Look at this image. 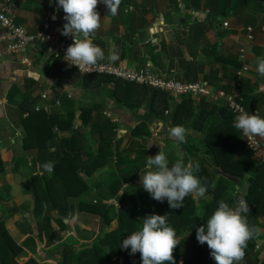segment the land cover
Masks as SVG:
<instances>
[{"label":"trees","instance_id":"obj_1","mask_svg":"<svg viewBox=\"0 0 264 264\" xmlns=\"http://www.w3.org/2000/svg\"><path fill=\"white\" fill-rule=\"evenodd\" d=\"M212 13L210 15L215 19L222 10ZM209 21L210 19L197 22L196 28L203 35L211 26ZM129 39L133 38H117L119 43L114 52H118L123 58L135 54L131 60H137L139 66L148 65L147 57L133 51ZM122 44L125 45L123 51L120 50ZM151 47L155 49L157 46L152 44ZM52 57L63 60L61 56ZM215 58L226 64L219 53ZM232 64L238 68L241 65L238 62ZM70 67L67 73L71 83L91 89L107 86L103 91L106 96L102 94L107 100L110 99L107 104L113 99L121 110L132 111L133 116L136 114L137 120L127 130L130 137H118L121 122H113L106 106L103 109L98 104L77 103L76 107L75 104L71 107L67 105L66 111L59 107L54 111H46L42 106L36 108L39 97L31 98L26 94L19 101L9 99V116L24 132L19 146L25 152L21 156H15L11 173L15 182L19 183L22 177L20 167L28 162L26 153L29 149H38L30 165L33 168L38 166L43 173H32L33 186L29 191L33 194L34 212L39 221L36 235L41 241L45 235L48 246L58 242L50 250L38 248V256H43V260H46L59 253L61 256L58 264H135L136 260L141 261V254H130V248L122 247L123 239L139 229L144 217L167 214V223L180 237V244L174 250L176 264H216L207 243L190 246V238L186 234L191 230L195 236L197 229L206 224L221 199L230 205L239 198L246 200L249 207L256 210L248 213V222L257 228L256 215L264 211V165L253 158V152L247 149L240 131L234 128L235 114L232 110L226 105L211 103L203 98L196 101L191 97H183L180 102L175 100L174 107L175 102L168 94L149 86L107 74H78L74 67ZM167 74L182 78L180 74ZM183 77L188 81L198 79L197 75L192 76L187 70ZM146 96L150 100V110L141 115L136 110L145 102ZM166 110H169L168 114ZM158 121L164 122L166 130L168 125H183L187 129L202 132L201 136H192L185 143H179L178 147L182 149L186 159L191 156L190 164L199 163L200 171L197 175L206 178L207 192L203 198L189 195L179 209L170 208L166 199L163 202L152 199L140 182V175L146 171L149 151L146 141L154 134L152 124ZM92 137L98 139L95 145L91 142ZM151 146L155 153L160 151L158 142ZM165 148L170 164L180 159L173 157L171 145ZM195 157L198 159L194 160ZM47 162L54 164L51 173L43 168ZM218 170L223 174L218 173ZM99 171H103L101 175H105L93 182L92 177ZM5 172L6 164L0 148V175ZM228 176L235 177L236 180H231ZM10 186L6 188L10 189ZM102 189H105L106 195L98 200L84 199L92 190L100 192ZM208 196L211 199H207ZM113 199L117 205L111 201ZM19 208L22 211L25 209L24 206ZM198 209H203V212L198 213ZM53 211L64 217L57 219L60 228L56 230L51 226L50 214ZM81 213L99 216L102 231L93 239L78 242L65 219L71 220ZM11 217L9 219H13ZM114 222L116 226L111 227ZM66 229L67 237L70 238L63 240L62 233ZM28 233L31 236L27 238V242L34 240L32 230ZM261 237L263 236L259 231L247 242L245 256L240 264H264V261L259 263L254 254L256 240ZM23 249L12 238L5 221L0 220V254L3 263L10 262L11 256H17ZM122 256L128 261H122Z\"/></svg>","mask_w":264,"mask_h":264},{"label":"crops","instance_id":"obj_2","mask_svg":"<svg viewBox=\"0 0 264 264\" xmlns=\"http://www.w3.org/2000/svg\"><path fill=\"white\" fill-rule=\"evenodd\" d=\"M221 10L222 13L215 19L211 17L212 12ZM49 15L56 20L57 28L66 23L63 9L57 8L56 0H19L17 22L25 25L30 32L39 31ZM101 18V27L94 43L103 49L105 60H108L109 54L115 53L119 43L117 38L127 36L133 38L129 39L133 51L145 55L147 64L156 72L180 74L183 77L187 70L192 76L211 80L217 88H230L236 81L238 71L247 66L248 70L242 72L244 103L250 111L260 108L261 116L264 117V76L256 71V59L264 55V0H122L118 15L112 16L107 12ZM209 19L213 21H209L211 26L203 35L196 28L197 22ZM248 27L253 28L252 33ZM145 30H150V33L145 34L146 37L136 36ZM152 44L157 46L156 50H153ZM122 45L121 51L125 47ZM241 48L245 49L244 57H240ZM218 53L226 60V64L215 58ZM27 56L29 64L4 62L0 66V102H7L11 98L19 101L29 94L31 98L39 97L36 108L51 105L50 111H54L58 108L57 103L49 98H41L39 93L50 94L55 82L42 90V78L52 76L60 81L59 84L75 89L74 83L69 81L68 63L53 58L40 45L28 50ZM133 60L137 65L138 61ZM114 62L129 63L132 60L119 56L118 62ZM234 62L240 63V67L234 66ZM115 108L121 128L132 125L134 120L129 112L121 110L116 104ZM1 113L0 117L8 116L7 112L4 116ZM8 120L10 127L0 128V148L5 164H12L15 155L21 156L25 152L19 146L23 131L13 125L12 118ZM158 126L162 132L165 130L162 128L165 127L163 122ZM14 129L13 137L10 134ZM190 131L194 132L193 137L202 135L200 131ZM261 140L264 143V138ZM29 153H26L28 162L24 164L32 163L34 156Z\"/></svg>","mask_w":264,"mask_h":264},{"label":"clouds","instance_id":"obj_3","mask_svg":"<svg viewBox=\"0 0 264 264\" xmlns=\"http://www.w3.org/2000/svg\"><path fill=\"white\" fill-rule=\"evenodd\" d=\"M56 3L58 9H63L66 21L61 34L73 37V43L67 47L64 59L70 66H77L82 73L86 68L89 72L92 71L98 60L106 58L103 49L94 43L96 33L101 27L102 18L97 11L101 0H56ZM103 3L108 8V13L116 16L122 0H103ZM107 59L114 62L119 59V55L111 53ZM256 71L264 76V55L257 57ZM233 126L249 143L253 137L264 138V117L261 116L260 108L251 114L241 110L235 116ZM168 127L170 125L167 129ZM187 134L183 125L171 126L169 129L170 137L177 143H185ZM43 168L51 173L54 164L47 162ZM199 171V163L186 164L182 158L170 164L168 154L160 146L158 154L148 155L146 171L140 175V182L152 199L159 202L166 199L170 208L179 209L189 195L200 198L205 196L206 178L199 177ZM249 212V204L243 198L235 200L232 205L221 199L206 224L197 229L198 242L207 243L216 264H240L243 260L247 242L260 231L249 224ZM141 221L139 229L123 239L122 247L130 248V254L139 252L142 264H176L174 250L180 244V237L167 223V214L148 215ZM41 262L46 263L48 260Z\"/></svg>","mask_w":264,"mask_h":264},{"label":"rangeland","instance_id":"obj_4","mask_svg":"<svg viewBox=\"0 0 264 264\" xmlns=\"http://www.w3.org/2000/svg\"><path fill=\"white\" fill-rule=\"evenodd\" d=\"M156 49H157V47L153 50H156ZM117 54L119 55L118 52H117ZM128 56H129L128 60L131 61L132 57L133 58L135 57V54H132V55L129 54ZM133 61L134 60H132V62H129V64L135 65V63ZM113 63H115V62H113ZM67 65H66L67 69L71 68L69 64H67ZM137 65L139 66V64H137ZM139 67H141V66H139ZM78 74H77V76H79ZM75 80H76V78H75ZM54 82H55V84L52 85V83H54ZM59 82H60L59 80H55V77H52V76L43 77L42 78L43 87H41L42 90L44 87H46V88H44V90H45V89H48L52 85L53 90L51 88L50 94L48 93V98L50 100H54L57 103L59 109L62 108V110L66 111L67 105H68V107H71L72 104H75V107H76L77 103L78 104L80 103L82 105H93V104L96 105V104H98L100 106H103V109H105V106L107 108V105H108L107 101H110V99L107 100L106 98H104L106 96V94L103 93V91L105 90V88H107V86H104L105 88L100 87V88L91 89V88H85V87L74 85L76 88L70 89L67 86L59 84ZM41 93H42V91H40L39 94H41ZM35 94H38V92H36ZM102 94H105V96H103ZM147 96L145 97V102L141 105V107L139 109L136 110L141 115H144L145 113H147L150 110V102H149L150 100ZM112 101H114V100L112 99ZM7 103H8V100H7V102H5V101L0 102V111L2 112L1 114L3 116L6 114V112L8 114V116L0 117V128L4 126V129H7V127H10V122L8 119L10 118L9 111H10L11 107L9 106V103L8 104ZM174 105H176V103L173 104V106ZM109 106H108L107 110H108V113L110 114V113H112V111L114 112L116 108H115V105H114V107L111 106L112 108ZM128 112L130 114V117L134 120L132 123V125H133L137 120V116H136V114H134V116H133L132 111L131 112L128 111ZM131 118H130V121H131ZM11 122L13 123V121H11ZM113 122H120V118L118 117L117 120H115ZM13 125L17 128L16 123ZM154 126L155 125L152 124V127H154ZM123 127L124 128L120 127V129H118V137H119V133L121 132V130H125L124 132H122L121 136L130 137V133L128 132L130 129V126L125 125ZM170 128H171V126H170ZM170 128L168 127L167 130L165 129L163 131V133H162V130H160L161 127H159V126L157 128L158 130H153L154 131L153 136L150 137L146 141L147 142L146 145H147V148L149 150L147 155L155 156L156 154H158V153H155L154 149H152V146H151L152 144L158 142L159 148H160V146H163L165 148L166 146L171 145L173 157L174 158H177V157L182 158L185 161V163L188 164L191 156H189V158L186 159L184 152L182 151V149H179V147H178L179 143H177L173 138L170 137V135H169V129ZM190 130H191L190 128L187 129L188 134L186 136V140L193 136L192 134L194 132L193 131L191 132ZM5 131L6 130L1 132L2 136H4ZM14 131H15V129L13 130L12 134H10V136L14 137V135H13ZM23 134H24V132L23 133L21 132V139L23 137ZM91 139H92L91 140L92 144L95 145L97 143L98 139L96 137L95 138L92 137ZM168 139L170 140L169 142H168ZM134 142L136 143L137 141H134ZM143 142L145 143V141H143ZM4 143L6 144L7 142H4ZM37 151H38L37 148L28 150V152H30L29 154L33 155V156H35L37 154ZM1 155H2V158H4L3 150H1ZM17 156H18V154H17ZM197 159L198 158H196V157L194 158V160H197ZM13 162H14V159H13ZM11 165L12 164H9L7 162L6 172L2 173L0 175V220L5 221V226L9 230V233L11 234L14 241H16L18 243V245L23 246V248H24L23 249L24 253L22 254L23 257H26L28 259L31 256H36L41 261H43V256H38L37 249L38 248H45L46 250H50L52 247H54L55 244L58 243V242H55L52 246H48L47 239L44 237L45 235L43 236L42 241L36 235L37 231H39V229H38L39 221H38V218L34 212L35 201L33 199V194H30L29 191H30V188H32V186H33L32 185V173L37 172V174L41 175L43 173V170H41L38 166L33 168L30 164H24L23 163L20 167V170L22 172L21 181L19 183H17V182H15L16 180L14 179V176L11 173V167H12ZM102 172L103 171H99L97 174H95L92 177L93 182H97V180L99 178H101L103 175H105V173H103L101 175ZM8 185H11L10 189L6 188V186H8ZM104 195H106L105 189H102L100 192H97V191L95 192L94 190H92L89 194L85 195L86 197H84V199L89 200V201H93V200H98L99 197L104 196ZM206 198L211 199V197H209V196ZM111 201L117 205L116 200L113 199ZM22 206H24L26 213H25V216L22 215V217H21L22 209L19 207H22ZM16 209H21V210L15 211ZM254 211H256V210L253 209V207H250L249 213H251V212L254 213ZM197 212L201 213V212H203V209H198ZM43 214L45 215L44 210H43ZM11 216H13V219H9V218H12ZM50 216H51V226H52L53 230L60 228V225H59L57 219L64 218V217L60 216V214L57 211L51 212ZM256 221L258 222L257 228L261 231V234L263 237L258 238L256 240V246L254 248V254L258 258L259 263H261L262 261H264V211L261 212V214L256 215ZM65 222L69 224L71 231L74 234V236L77 238L78 242L93 239L95 236L99 235L102 231L101 230L102 222L100 220V217L96 216V215H92V214L86 215V214L81 213L78 215V217L73 216L71 218V220L66 218ZM112 226H114V227L116 226L115 222L112 223L111 227ZM30 230H32V232L34 233L33 235H35V239H34L35 241L30 240L27 242V240H28L27 238L29 236H31V234L28 233ZM62 234L64 236L63 240H67L68 238H70V237H67L68 236L67 229L65 230V232L63 231ZM69 235H71V234L69 233ZM191 235H192V232L190 230L186 234L187 238L188 239L190 238L189 239V245L190 246H193V245L202 246V244H200L198 242L196 235L195 236H193V235L191 236ZM54 254H56V250H55ZM60 256L61 255L59 253H57L56 255L52 256V259L51 258L46 259V260H48V262H46L44 264H58L59 260H60ZM122 261L127 262L128 259L122 256ZM1 262H3V258L0 254V263ZM134 263L135 264H142V260L140 261V259H138Z\"/></svg>","mask_w":264,"mask_h":264},{"label":"built area","instance_id":"obj_5","mask_svg":"<svg viewBox=\"0 0 264 264\" xmlns=\"http://www.w3.org/2000/svg\"><path fill=\"white\" fill-rule=\"evenodd\" d=\"M97 11L101 17L108 12V8L103 3V0L98 4ZM18 14L19 0H0V66L4 62L29 64L30 60L27 52L34 45H40L46 48L50 54L56 57L61 56L64 59L67 47L73 43L72 36L66 37L61 34L64 24L57 28L55 24L56 20L53 19L52 15H49L46 17L39 31L30 32L25 25L17 22ZM252 29L248 27L250 32L253 31ZM244 50V48H241L240 57H244ZM65 62L69 64L67 60ZM71 66L80 74H107L139 85L149 86L168 94L175 103V100L179 101L183 97H191L196 101L203 98L211 103L226 105L235 116L241 110L249 114L251 112L255 113L257 110H248L244 103L242 72L248 70L247 66L238 71L236 81L230 88H217L206 78L188 81L184 77L180 79L169 74H162L151 69L149 65L147 67H139L138 65L129 63H113L104 59L102 61L98 60L92 71L89 72L86 68L83 73L77 66ZM40 95L41 98H48L46 92H42ZM109 105V107H114L115 104L111 101ZM50 106H44V109L50 111ZM166 113H169V110H166ZM108 115L112 117L113 121L118 118L115 111H112L110 114L108 113ZM159 123H154L153 130H158ZM242 138L247 149L252 150L253 158L259 160L264 165V143L261 138L253 137L250 141L251 144L247 138Z\"/></svg>","mask_w":264,"mask_h":264},{"label":"water","instance_id":"obj_6","mask_svg":"<svg viewBox=\"0 0 264 264\" xmlns=\"http://www.w3.org/2000/svg\"><path fill=\"white\" fill-rule=\"evenodd\" d=\"M146 33H150V30H145L144 32L137 33L136 36H139V38H144V37H146V35H145ZM124 131L125 130H122L119 133V137H121L122 132H124ZM218 173H222V172L220 170H218ZM228 178H230L231 180H234V181L236 180V178L232 177V176H228ZM12 262H13V264H42V262L35 256H31L29 259H27L24 262H20L17 258L12 257Z\"/></svg>","mask_w":264,"mask_h":264},{"label":"flooded vegetation","instance_id":"obj_7","mask_svg":"<svg viewBox=\"0 0 264 264\" xmlns=\"http://www.w3.org/2000/svg\"><path fill=\"white\" fill-rule=\"evenodd\" d=\"M25 213H26V210L22 211V213H21V217H22V215L25 216ZM23 253H24V251H23L22 253H19L17 256L12 255V256H11V259H10V262H8V263H6V264H13V262H12V257L17 258L20 262H24V261H26L27 258H26V257H23V255H22ZM0 264H4V263L1 262Z\"/></svg>","mask_w":264,"mask_h":264}]
</instances>
